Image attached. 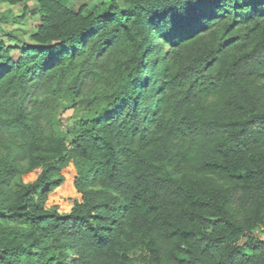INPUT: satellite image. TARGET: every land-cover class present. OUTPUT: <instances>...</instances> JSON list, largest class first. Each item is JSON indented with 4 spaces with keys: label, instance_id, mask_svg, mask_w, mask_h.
Here are the masks:
<instances>
[{
    "label": "trees",
    "instance_id": "1",
    "mask_svg": "<svg viewBox=\"0 0 264 264\" xmlns=\"http://www.w3.org/2000/svg\"><path fill=\"white\" fill-rule=\"evenodd\" d=\"M37 4L29 42L0 26V102L15 103L0 117V264H264V0ZM91 38L71 92L109 49L131 55L116 89L44 134L23 100ZM64 174L80 201L60 214L45 204Z\"/></svg>",
    "mask_w": 264,
    "mask_h": 264
},
{
    "label": "rangeland",
    "instance_id": "2",
    "mask_svg": "<svg viewBox=\"0 0 264 264\" xmlns=\"http://www.w3.org/2000/svg\"><path fill=\"white\" fill-rule=\"evenodd\" d=\"M72 4L77 6L88 4V8L95 13L101 11L99 7L100 0H72ZM37 7V0H24L16 5L0 1V13L7 18L0 26L5 31L14 32L24 42H29V36L35 31L38 24V17L35 16ZM153 37L155 38V35ZM92 39L88 43L74 46L77 50L71 71L61 74L62 64L57 63L54 69L45 76L41 78L35 77L34 81L36 82L28 91L27 96H25L23 106L30 113V121L32 124L36 123L38 129L44 134H66L69 127L78 118L88 113L87 106L98 109V107L107 102L109 95L115 91L116 80L124 69L123 63L130 59L131 55L129 53H121L117 49H109L103 56H98L92 64L87 65L89 72L82 74L85 81L82 92L80 94L71 92L74 71L80 72L86 67L80 52L90 44ZM160 40L158 38L154 39L153 44H160ZM66 48L58 52L56 56L51 57L50 62L68 57L71 52ZM167 49L168 47L163 46L164 51ZM12 56L17 59L19 52L13 51ZM0 103H4L0 105V117L2 119L14 115L15 103L9 100H1ZM92 103L94 104L92 105ZM2 137H5L13 145L21 144L25 139L18 132L14 133V131H11L10 133L6 132V130L2 133ZM17 165L22 171L18 182L28 183L35 179V175L32 172L25 171L27 169V160L25 158H17ZM79 201L80 195L74 187L73 179L65 175L64 182L50 193L45 207L60 214H66L70 211L73 204Z\"/></svg>",
    "mask_w": 264,
    "mask_h": 264
}]
</instances>
